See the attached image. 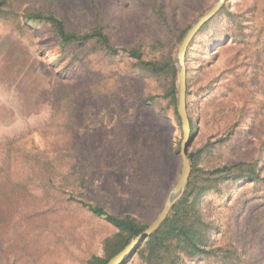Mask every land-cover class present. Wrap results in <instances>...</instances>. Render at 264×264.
I'll list each match as a JSON object with an SVG mask.
<instances>
[{
  "label": "rangeland",
  "instance_id": "obj_1",
  "mask_svg": "<svg viewBox=\"0 0 264 264\" xmlns=\"http://www.w3.org/2000/svg\"><path fill=\"white\" fill-rule=\"evenodd\" d=\"M214 1L9 0V14L0 15V168L9 141L33 143L57 166L58 181L71 179L79 166L90 200L151 223L182 167V130L164 97L165 80L131 72L126 58L105 62L86 49H78L81 59L73 62L62 55L51 26L31 28L13 13L55 12L76 30L102 21L113 45L139 44L149 58L172 50L175 59L180 32ZM153 6L165 12L169 27L152 15ZM226 6L231 12L220 13L186 55L195 125L190 151L207 146L200 156L205 169L257 161L264 177V0H228ZM0 170L10 171L7 181L0 180V264H89L92 254H103L113 226L69 202L71 193L48 195L38 186L41 175L33 178L35 172L17 162ZM243 184L240 199L253 209L257 194L251 183ZM236 197V189L230 196L206 194V215L226 229V204ZM248 226L263 227L259 218ZM226 237L217 234L222 244ZM126 264H141L140 256ZM254 264H264V244Z\"/></svg>",
  "mask_w": 264,
  "mask_h": 264
},
{
  "label": "trees",
  "instance_id": "obj_2",
  "mask_svg": "<svg viewBox=\"0 0 264 264\" xmlns=\"http://www.w3.org/2000/svg\"><path fill=\"white\" fill-rule=\"evenodd\" d=\"M8 6L9 0H0V15H4L6 12L9 14L11 9H7ZM225 11L226 13L231 12L227 10L226 4L215 17L201 28L196 36L206 33L214 19ZM13 14L16 18L23 19L26 25L34 29L42 24L51 26L56 43L62 50V55L68 54L72 57L73 62H79L81 59L77 50L86 49L87 55L101 56L105 62L126 58L131 63V72H137L146 78L165 80L164 97L175 107L176 121L181 125L176 108L177 67L172 50H168L158 57L149 58L145 54V49L139 44L133 47L113 45L102 21L89 23L86 27L76 30L68 28L65 20L55 12L33 10ZM152 15L161 24L170 26L168 17L161 8L153 6ZM190 26L180 32L178 40H181ZM261 36L260 34L259 55L264 54V34L262 38ZM157 45H161V42L155 41L153 46ZM152 98L149 95V99H145V101ZM187 111L192 130L191 136L194 137V118L190 115L188 103ZM6 146V156L0 169H4L13 162L19 163L21 169L25 170L26 167L29 174L35 172L33 178L37 179L41 175L43 180L39 181L38 186L44 188L48 195L71 193L67 199L69 202L75 203L81 208L85 207L92 215L101 218L115 228L116 231L105 237L102 242L103 254H92L88 260L89 264H106L111 257L122 251L133 238L153 222L143 223L137 216L129 213L114 214L103 204L90 200L87 186L84 183L85 178L82 176V169L79 166L71 179H63L62 181L65 182L58 181L60 175L57 166L52 164L50 158H43L42 153L37 151L33 143L15 145L11 140ZM206 148L207 146L191 152L189 147L192 172L183 195L174 204L161 226L148 237L134 255L125 258L124 264L135 255L140 256L141 264H194L196 260L203 264H254L256 255L264 244V177L260 173L258 162L240 160L212 169H205L201 166L200 156ZM177 153L180 154V151L177 150ZM29 164L31 169H29ZM9 172L0 170V180L7 181L10 177ZM245 182L251 183V190L257 194L254 200H250L253 209L249 210L240 199L246 187L243 186ZM78 188L82 189L80 193L77 191ZM234 189L238 191V197L232 200L231 204H226L229 207L228 220L230 224L228 226L226 224L227 228L222 229L217 217L206 215L204 211L205 196L210 192L225 193L226 196H230ZM74 192H77L78 195L75 196ZM254 212L256 213L254 214ZM254 216L255 218H253ZM257 218H259L262 228L250 229L249 226L246 227L247 223L253 224ZM236 223L238 227H231ZM221 233L227 234L224 244L220 242V239H217V234ZM239 238H245L247 245H243Z\"/></svg>",
  "mask_w": 264,
  "mask_h": 264
},
{
  "label": "water",
  "instance_id": "obj_3",
  "mask_svg": "<svg viewBox=\"0 0 264 264\" xmlns=\"http://www.w3.org/2000/svg\"><path fill=\"white\" fill-rule=\"evenodd\" d=\"M227 0H215L213 4L202 13L195 22L187 29L183 37L181 38L176 54V64L178 67L177 71V111L181 120L182 127V140L180 144V155L182 158V167L178 178L173 184L167 200L157 215L153 222L148 225V227L133 238L122 251H120L115 256L111 257L106 264H124L127 257L134 255L143 243L150 237L165 221L171 212L174 204L183 195L191 172H192V162L189 157V147L192 143L194 137L191 136V124L187 111V84H186V55L190 45L192 44L194 38L199 33L201 28L208 23L226 4ZM126 258V259H125Z\"/></svg>",
  "mask_w": 264,
  "mask_h": 264
}]
</instances>
